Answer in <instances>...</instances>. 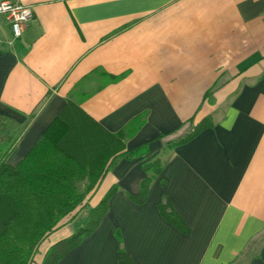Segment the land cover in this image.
I'll use <instances>...</instances> for the list:
<instances>
[{"label": "crops", "instance_id": "0c3cea01", "mask_svg": "<svg viewBox=\"0 0 264 264\" xmlns=\"http://www.w3.org/2000/svg\"><path fill=\"white\" fill-rule=\"evenodd\" d=\"M8 1L34 12L19 37L0 15L9 166L70 100L110 133L144 120L125 144L146 154L108 169L86 197L93 209L115 189L107 212L57 264H118L116 231L136 264H264V0ZM192 119L212 125L164 152ZM167 199L188 234L160 213ZM68 236L60 228L51 244Z\"/></svg>", "mask_w": 264, "mask_h": 264}, {"label": "trees", "instance_id": "16d2710c", "mask_svg": "<svg viewBox=\"0 0 264 264\" xmlns=\"http://www.w3.org/2000/svg\"><path fill=\"white\" fill-rule=\"evenodd\" d=\"M143 122L140 116L120 132L110 133L79 103L70 100L16 167L6 163L12 148L6 144L0 146V264H57L91 235L107 212L115 189L90 209L84 228L45 246L48 239L67 224L64 219L76 216L79 210L76 214L71 213L86 206L87 195L118 158L134 159L146 154V146L127 149L125 144L126 138L133 135ZM187 123L184 131L166 143L164 152L212 125L208 119L197 124L192 119ZM163 167L160 157L144 164L148 175L141 183L140 192L132 196L135 202L146 201L150 184ZM84 180H87L85 190L80 191L78 184ZM158 208L168 222L182 233H189L187 224L175 211L170 199L160 202ZM116 237L119 242L118 264H136L123 248L119 231H116Z\"/></svg>", "mask_w": 264, "mask_h": 264}, {"label": "built area", "instance_id": "2783aa9c", "mask_svg": "<svg viewBox=\"0 0 264 264\" xmlns=\"http://www.w3.org/2000/svg\"><path fill=\"white\" fill-rule=\"evenodd\" d=\"M0 15L7 18L12 26L15 37L22 34L24 25L33 20L34 12L32 7L21 3L3 0L0 1Z\"/></svg>", "mask_w": 264, "mask_h": 264}, {"label": "rangeland", "instance_id": "374dc122", "mask_svg": "<svg viewBox=\"0 0 264 264\" xmlns=\"http://www.w3.org/2000/svg\"><path fill=\"white\" fill-rule=\"evenodd\" d=\"M2 132H3L2 134L0 133V146L5 145L6 142L10 143L11 140L14 138L13 136L9 135V133H7L5 131H2ZM2 143H4V144H2ZM86 184H87V180H84L83 182L79 183L78 184L79 190L84 191ZM77 211H78V213L76 214ZM89 212H90V209L87 206H84L83 208H80V207L77 208L73 213H71V214H76V216L64 219V221H67V224L65 225V227L63 226L61 228H63L65 233L66 232L69 233V236L74 234L79 229L84 228L86 220H87L88 215H89ZM52 236L45 243L46 247H48V245H50L52 243V241H53ZM41 250H42V247L38 251L39 252L38 256H40Z\"/></svg>", "mask_w": 264, "mask_h": 264}]
</instances>
